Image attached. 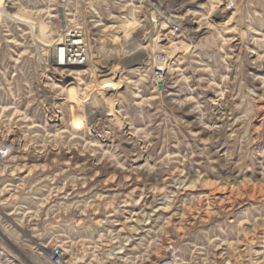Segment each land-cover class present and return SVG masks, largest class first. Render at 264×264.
I'll use <instances>...</instances> for the list:
<instances>
[{
	"label": "rangeland",
	"instance_id": "obj_1",
	"mask_svg": "<svg viewBox=\"0 0 264 264\" xmlns=\"http://www.w3.org/2000/svg\"><path fill=\"white\" fill-rule=\"evenodd\" d=\"M191 2L0 0V264H264V0Z\"/></svg>",
	"mask_w": 264,
	"mask_h": 264
},
{
	"label": "built area",
	"instance_id": "obj_2",
	"mask_svg": "<svg viewBox=\"0 0 264 264\" xmlns=\"http://www.w3.org/2000/svg\"><path fill=\"white\" fill-rule=\"evenodd\" d=\"M228 8L235 6L236 0H222ZM231 9V8H230ZM229 10V9H228ZM180 26L175 25L173 33H179ZM67 42L61 46L58 50L59 60L64 61V65L67 66H83L89 61L90 47L87 41V36L80 30H69L67 33ZM168 57L164 54L159 58V62L166 64ZM53 259L56 263H59L60 256L54 255Z\"/></svg>",
	"mask_w": 264,
	"mask_h": 264
},
{
	"label": "bare ground",
	"instance_id": "obj_3",
	"mask_svg": "<svg viewBox=\"0 0 264 264\" xmlns=\"http://www.w3.org/2000/svg\"><path fill=\"white\" fill-rule=\"evenodd\" d=\"M191 1H192L191 4H194V3L200 2L201 0H191ZM188 3H189V2H188ZM224 13H225L224 11H221V12L218 11V17H220V18L222 17V18H223V17H224ZM163 15H164L163 18L165 19V21L171 22V24H172V23L175 24L176 22H180V24H187V26L191 24V23H190V19H187V20L185 19V20H184V19H182V18H180V17H178V16H169V15H167V14H165V13H163ZM188 17H189V15H188ZM183 20H184L185 23H183ZM165 21H164V22H165ZM162 23H163V22H162ZM162 23H161V24H162ZM161 24H160V25H161ZM171 24H170V25H171ZM165 26H166V25L164 24L163 27H165ZM189 27H192V28H193V25L191 24V26H189ZM194 30H195V29H194ZM0 159H2V158H1V154H0ZM171 254H172V253H171ZM172 258H173V255H172ZM168 261L171 262L170 257H169ZM168 261L165 262L164 264H171V263H169ZM172 262H173V261H172Z\"/></svg>",
	"mask_w": 264,
	"mask_h": 264
}]
</instances>
